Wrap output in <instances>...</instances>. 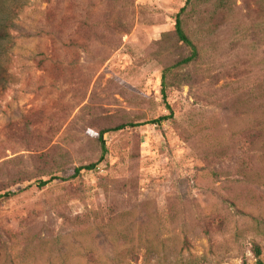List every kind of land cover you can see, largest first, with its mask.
Returning a JSON list of instances; mask_svg holds the SVG:
<instances>
[{
    "label": "rangeland",
    "instance_id": "1",
    "mask_svg": "<svg viewBox=\"0 0 264 264\" xmlns=\"http://www.w3.org/2000/svg\"><path fill=\"white\" fill-rule=\"evenodd\" d=\"M14 24L0 264H264V0H27Z\"/></svg>",
    "mask_w": 264,
    "mask_h": 264
},
{
    "label": "trees",
    "instance_id": "2",
    "mask_svg": "<svg viewBox=\"0 0 264 264\" xmlns=\"http://www.w3.org/2000/svg\"><path fill=\"white\" fill-rule=\"evenodd\" d=\"M26 3H27V0H0V56L2 54H4V52H6V50L9 47L8 46L9 39H10L9 29H14V27H15L14 19L17 17L19 10L24 5H26ZM183 9H184V6L181 7L179 12L176 14L175 24H174V33L180 41H182V42H184L190 46V49H191L190 55L181 60L182 62L186 63V62H189L196 55V48L192 44L191 40L186 35V33L184 32V29L182 27L180 13L182 12ZM5 78H6V76L4 74L2 64L0 63V87H1V84L4 82ZM163 96H164V92H163ZM164 119H166V117H161L157 121L161 122ZM129 125H130V123H129ZM124 126L125 125L121 124V125L116 126L115 128L120 129ZM103 133H104V131L99 132V139L102 138ZM92 166L93 165H88V166H86V168H91ZM81 168L82 167H77L75 169V173H79ZM10 194H12V193L6 192L1 196L2 197L3 196H9ZM254 255L256 257V263L257 264H263V262L260 259L261 250H260L259 246H257V245L254 246Z\"/></svg>",
    "mask_w": 264,
    "mask_h": 264
}]
</instances>
